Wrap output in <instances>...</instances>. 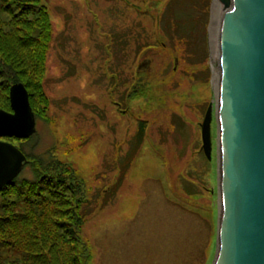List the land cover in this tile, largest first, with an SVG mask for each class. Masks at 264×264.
<instances>
[{
  "label": "rangeland",
  "instance_id": "obj_1",
  "mask_svg": "<svg viewBox=\"0 0 264 264\" xmlns=\"http://www.w3.org/2000/svg\"><path fill=\"white\" fill-rule=\"evenodd\" d=\"M40 1L53 28L43 84L49 103L45 115L35 118L36 130L24 151L38 154L54 148V155L71 164L83 180L87 202L81 236L88 245V264H186L189 259L190 264H211L217 211L213 118L210 161L205 167L201 161L195 166L194 160L199 153L204 157L199 123L215 91L211 64L216 55L211 58V49H216V25L213 42L209 31L213 0H175L166 7L168 0ZM218 9L220 15L221 6ZM170 16L176 27L168 26ZM157 30L172 48L169 57L160 48L159 55L148 53L152 59L148 54L137 57L139 40H154ZM116 31L124 37L123 46L115 41ZM144 60L149 65L137 71L148 69L151 94L168 100L171 120L177 115L180 121L174 125L173 140L164 138L166 148L154 126L147 132L115 188L118 160L125 158L137 120L146 113L149 120L168 118V112L156 113V103L147 107L139 95L126 99L131 73ZM172 68L180 82L170 81ZM152 123L165 133L162 125ZM0 141L20 145L2 135ZM182 174L200 181L190 198L181 190Z\"/></svg>",
  "mask_w": 264,
  "mask_h": 264
},
{
  "label": "trees",
  "instance_id": "obj_2",
  "mask_svg": "<svg viewBox=\"0 0 264 264\" xmlns=\"http://www.w3.org/2000/svg\"><path fill=\"white\" fill-rule=\"evenodd\" d=\"M172 3H175V0H168L164 6ZM206 6L207 1L202 6L204 17ZM158 21V13H156L155 28L158 26ZM167 21L168 26L176 27L174 17H167ZM158 30L154 32V40H139L137 57L141 58L154 52L159 55L158 48L163 49L161 53L169 57L172 48L167 47V43L162 41L163 36ZM114 34L115 41L121 42L123 46L125 42L123 35L119 38L117 31ZM52 36L53 28L49 12L40 0H0V109L10 110L9 88L12 84L21 82L27 90L34 117L41 118L45 115L49 99L44 92L43 84ZM123 52L127 51L123 50ZM150 54L148 55L152 59L154 56ZM174 70L176 69L169 70L170 81L180 82L179 79H174ZM131 75L132 81L126 99L139 95L147 107H152V104L156 103L154 108L156 113L160 110L168 112V118L163 122L164 116L161 113L162 121L149 120L146 118V113L145 118L137 120L136 130L129 139L125 158L118 160L119 173L112 185L115 188L119 186L127 165L143 144L147 132L154 126L157 135L164 140L161 141V145L166 148L165 139L173 140L174 125L180 121L177 115L174 121L171 120L172 112L168 110V102H166L168 100L151 94L152 81L148 69L136 70ZM113 78L118 79V75L113 73ZM152 122L162 125L165 133H162V130ZM0 135L20 141V145L16 147L26 157L20 172L0 189V264H88L89 249L87 242L81 236L85 221L84 214H86L83 205L87 202L83 194V180L77 176L71 164L63 162L54 155V148H48L38 154L24 151L26 143L34 134L24 139L9 134ZM180 145L172 156L175 162L180 156L178 155ZM171 147H176L175 142ZM156 152L161 159L164 158L158 148ZM198 156L194 160L195 166L201 161L200 166L207 167L210 159L208 161L204 155L202 158L200 153ZM125 160L127 164L123 165L122 161ZM164 161L166 160L162 162ZM167 169L165 167V174ZM196 172L197 169L194 168V173ZM185 176L182 174L180 178L181 190L190 198L196 192L200 181H192L195 179L191 180V177ZM166 183L168 185L167 176ZM186 264H190V259Z\"/></svg>",
  "mask_w": 264,
  "mask_h": 264
},
{
  "label": "water",
  "instance_id": "obj_3",
  "mask_svg": "<svg viewBox=\"0 0 264 264\" xmlns=\"http://www.w3.org/2000/svg\"><path fill=\"white\" fill-rule=\"evenodd\" d=\"M214 98L199 123L200 149L211 153L215 124L216 232L211 264H264V0H216ZM176 62V61H175ZM149 65L144 60L137 70ZM214 79V74L212 75ZM10 110L0 109V134L24 139L35 117L21 83L9 88ZM25 155L0 141V189L22 169Z\"/></svg>",
  "mask_w": 264,
  "mask_h": 264
},
{
  "label": "bare ground",
  "instance_id": "obj_4",
  "mask_svg": "<svg viewBox=\"0 0 264 264\" xmlns=\"http://www.w3.org/2000/svg\"><path fill=\"white\" fill-rule=\"evenodd\" d=\"M219 7L220 6H219L218 2L216 0H213L212 1V9H211V15H212L211 18H212V20H211L210 29H209V31H210V38H211L212 42H213L212 35H213V32H214V30L217 27V24L219 22L218 19L220 18L219 11H218L219 10L218 9ZM215 25H216V27H215ZM215 42H216V38H215ZM216 52L217 51L215 49V46H212V49H211L212 57L211 58H213V59L215 58ZM212 64H213V61H212ZM214 78L216 79V76H214Z\"/></svg>",
  "mask_w": 264,
  "mask_h": 264
}]
</instances>
